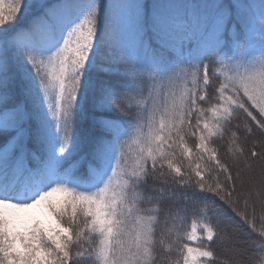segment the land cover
<instances>
[{
    "label": "snow or ice",
    "instance_id": "1",
    "mask_svg": "<svg viewBox=\"0 0 264 264\" xmlns=\"http://www.w3.org/2000/svg\"><path fill=\"white\" fill-rule=\"evenodd\" d=\"M0 264H264V0H0Z\"/></svg>",
    "mask_w": 264,
    "mask_h": 264
},
{
    "label": "trees",
    "instance_id": "2",
    "mask_svg": "<svg viewBox=\"0 0 264 264\" xmlns=\"http://www.w3.org/2000/svg\"><path fill=\"white\" fill-rule=\"evenodd\" d=\"M188 227H190V225H187ZM195 246V245H194Z\"/></svg>",
    "mask_w": 264,
    "mask_h": 264
},
{
    "label": "rangeland",
    "instance_id": "3",
    "mask_svg": "<svg viewBox=\"0 0 264 264\" xmlns=\"http://www.w3.org/2000/svg\"><path fill=\"white\" fill-rule=\"evenodd\" d=\"M36 211H39V210H36Z\"/></svg>",
    "mask_w": 264,
    "mask_h": 264
}]
</instances>
